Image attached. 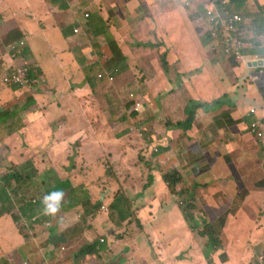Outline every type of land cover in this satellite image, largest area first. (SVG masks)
Returning <instances> with one entry per match:
<instances>
[{"label": "crops", "instance_id": "0c3cea01", "mask_svg": "<svg viewBox=\"0 0 264 264\" xmlns=\"http://www.w3.org/2000/svg\"><path fill=\"white\" fill-rule=\"evenodd\" d=\"M214 4L0 0V72L28 61L38 71L36 78L46 80L45 88L29 90L0 84V175H20L17 185L14 177L7 178L11 187L0 182L5 192L0 264H238L240 255L258 252L259 239L264 255V235L256 234L264 222V158L249 130L264 115V0H229L243 16L236 28L244 42L242 61L225 56L222 43L211 36L206 9ZM21 40L25 58L12 62L8 46ZM139 68L148 81L127 88L126 79L136 77ZM100 72L116 76L115 82L97 80ZM92 78L100 84L96 89L116 90L111 104L126 99L121 135L99 134L93 115L74 102L76 93H97ZM130 93L142 104L139 113L132 110ZM253 108L256 114L250 113ZM189 112L190 123L178 128ZM133 126L155 131L156 138L132 131ZM66 157L80 158L85 169L80 171L81 163L68 166ZM170 172L178 179L175 193L164 180ZM46 176L50 180L44 185ZM52 176L68 182L66 192L80 202L55 216L41 215L42 203L30 206L25 216L39 219L27 223L20 205L17 210L12 203L16 188L22 180H36L48 189ZM99 183L107 190L92 194ZM119 198L118 208L102 210L116 206ZM186 204L193 206L192 221L186 220ZM75 210L79 215L73 216ZM257 214L261 221L253 219ZM250 216L252 227L242 221ZM19 218L20 230L14 225ZM70 218L74 226H66ZM195 222L196 230L190 226ZM250 227L254 246L247 242L241 248ZM207 230L215 236L204 234Z\"/></svg>", "mask_w": 264, "mask_h": 264}, {"label": "rangeland", "instance_id": "374dc122", "mask_svg": "<svg viewBox=\"0 0 264 264\" xmlns=\"http://www.w3.org/2000/svg\"><path fill=\"white\" fill-rule=\"evenodd\" d=\"M95 66H93L94 68ZM101 73V72H100ZM120 73V72H119ZM118 73V74H119ZM96 77V75H95ZM126 77H124L125 79ZM92 81H93V86L95 87L94 89H92L93 91L97 92V93H92V94H89L88 92L86 93H83V92H79V93H76L74 95V102L77 104V105H80L82 107H85L87 108V111L89 113H91L93 115V119L95 121V125L96 127L101 130L102 132H99V134H102L103 133V136L107 137V138H111L112 135H115V136H118V135H121L122 132H124V129H125V122L123 120V118L126 119V114H127V109L125 108V103H126V99H123L119 102L118 105H113L111 104L112 103V94L111 93H115V89L114 88H109V87H103L101 89H96L97 86H100V84H97V82H95V80L92 78ZM126 81L128 82V84L126 85L127 88H131L132 87V84L133 83H143L144 81H148V76H147V73H144V69L143 68H139L138 69V72L136 74V77L134 78H127ZM146 89H147V85L144 86ZM42 88H45V85L42 86ZM106 92H110L109 94H107ZM129 98H130V94H129ZM134 98V97H133ZM135 99V98H134ZM113 101H116V99L113 97ZM110 104V106H109ZM132 104V102H130V105ZM194 105L191 104L189 106V110H191V108L193 107ZM133 110V108H132ZM108 114V118H109V122H106L105 120V116ZM136 125H140L138 121L134 122ZM163 123H168V120L165 119V121ZM180 123H183V122H180ZM178 128H184L186 126H183V125H179L177 126ZM141 133L142 136H148V135H151V134H154L152 139L156 138V132H152L150 131L149 129H147L146 127L143 126V128L141 129ZM133 131V130H132ZM134 131H137V130H134ZM6 147V153H7V144L5 145ZM101 150V149H99ZM97 150V151H99ZM96 152V151H95ZM124 155L127 156L128 155V150L127 151H124ZM25 158L26 160H28V155L26 154L25 155ZM101 160V159H100ZM81 159L80 158H74L72 159L71 161H69L67 159V157L63 160V162L65 164H68V166H72L74 163L75 164H80L81 163ZM105 161L107 162H112V158H107L105 157ZM105 165V169L108 173V176L112 175V169L111 167H109V163H104ZM81 170H84L85 169V164L84 163H81L80 165ZM127 172V166L125 165L124 166V169L122 170L121 174H120V177H125V174ZM20 177V175H18ZM34 179H39L41 178L40 175H34L33 176ZM111 177V176H110ZM56 178H59V176H56ZM22 180V178H21ZM0 182H2L3 184H5L7 186V172L4 171V173H2V175H0ZM60 182H65V181H60ZM27 184L26 188H22L20 189L24 184ZM49 183V180L47 179L46 182H44L43 184H48ZM41 185L38 181L36 180H33L31 182H25L22 180V182L20 183V185L16 188V193H15V199H13V206L18 210L20 208V212L25 221L29 224H36L37 221V216L33 217V218H29V215L28 216H25L26 214L29 213V210H30V206L31 207H37L41 204V200H42V197L49 194V189H47L46 187H44V185ZM98 186H93L91 187V192L92 194L94 195H97L99 191H103V190H107V187L105 185V183H99L97 184ZM73 189L77 190L78 188H74L72 186ZM30 192L29 195H27V193ZM127 191L124 190V192L121 194L120 193V196H121V199H122V203L124 205V211H126V202H127ZM4 191H1L0 190V200L4 199ZM6 194H7V189H6ZM24 196L22 198V200H20L19 198L21 196ZM7 198V197H6ZM88 200H86L84 202L83 200V203H86ZM3 203V200L1 201ZM80 202V199H76V200H72L70 202V204H74V203H78ZM5 203V202H4ZM18 204L20 205L19 208H18ZM120 204V198L119 200L116 201L114 207L112 206H109L107 208V210L111 211L113 210V208H118V205ZM7 205V204H6ZM70 208H73V207H70ZM68 209V208H67ZM83 209V207H82ZM96 209L98 210V206L96 207ZM7 213L8 212V208L7 209H4ZM84 211V210H83ZM41 215H44L43 214V208L41 210ZM76 210L73 211V216L75 215H79L78 213H76ZM184 213H185V216L186 217V220H188V217L191 216L190 215V211L184 206ZM252 215V214H251ZM8 218L10 219V216L8 215ZM79 218V217H78ZM258 218V220H262V215L259 216L257 214V216H255L253 219H256ZM31 219L34 220L33 223L31 222ZM83 219V216H81V218L79 219L80 221ZM189 221V220H188ZM242 221H244L248 226H251L252 225V217H246L244 218ZM74 219L73 218H70V221L69 223L66 225V226H74ZM14 225L20 230L22 229V225H23V221L22 219H18V221H15L14 222ZM260 227L256 229V234L258 233H262L264 235V222H261L259 223ZM192 228H194V230L197 229V223H192V225H190ZM234 224L232 225L230 231L233 232L234 230ZM252 227V226H251ZM251 227L250 229L246 230L245 233L243 234V237H242V242H241V248H244L242 247L243 245L247 244V242H250L251 243V246H254V244H252V240L250 238V234H251ZM203 231V230H201ZM105 240H107L105 237H104ZM263 241V240H262ZM262 241L259 239L256 241L255 243V246H257L258 248V254L256 253L255 255L251 254V255H240V257L237 259L236 263H242V264H246V263H249L250 261H253L255 264H256V260L258 257H260V253H259V249H260V246H262ZM82 247H85V245H82ZM249 248V247H247ZM243 257V258H242ZM253 257V259L251 258ZM245 260L246 263H243L244 261L242 260Z\"/></svg>", "mask_w": 264, "mask_h": 264}, {"label": "built area", "instance_id": "2783aa9c", "mask_svg": "<svg viewBox=\"0 0 264 264\" xmlns=\"http://www.w3.org/2000/svg\"><path fill=\"white\" fill-rule=\"evenodd\" d=\"M228 3L229 0H215V4L206 9V17L212 33L211 36L222 43L223 53L235 61H242L244 58V42L236 33V28L243 21V16L228 6ZM74 32L77 31L74 30ZM25 45V41L21 40L8 46V54L12 62L24 60ZM36 77H38L37 70L27 61L22 64H12L7 70L0 72V84L29 90L43 85L44 80H39ZM97 78L106 79L108 82L115 81L113 75L105 76L99 73ZM130 97L135 100L133 110L139 112L142 106L141 102L138 101L134 93H130ZM251 113H255V109H252ZM250 130L261 144L264 154V116L261 121H254ZM102 209H105V207H102ZM258 262L264 264V255L259 257Z\"/></svg>", "mask_w": 264, "mask_h": 264}, {"label": "trees", "instance_id": "16d2710c", "mask_svg": "<svg viewBox=\"0 0 264 264\" xmlns=\"http://www.w3.org/2000/svg\"><path fill=\"white\" fill-rule=\"evenodd\" d=\"M190 114V117L188 118V120L184 123H180L179 125H183V126H187L189 123H190V120H191V113L189 112ZM263 158H264V155H263ZM8 177H14L16 180H13L14 183L17 185V183L20 181L19 177L16 175V176H13V174H7V178ZM50 180V177L49 176H46V179L43 181V182H46V180ZM52 180H53V183L54 184H50L48 186V189H49V193L51 192H54V191H62L64 193V197H63V200L61 202V206H60V209L61 208H66V206H70V203H68L66 200H69V201H72V199L74 198L72 196V193H69V192H66V191H70L71 190V187L68 186V182H60V180H56V178L54 176H52ZM164 180L165 182L168 183V186L170 188V190L172 191V193H175V190H176V183L178 181V179L175 177V173L174 172H170V173H166L164 175ZM56 181V183H55ZM7 186H10L11 187V182H9V180L7 181ZM184 205V202L183 204ZM185 207L191 212L193 210V206L189 205V204H186ZM30 216H34V214L30 215ZM188 220L189 221H192L193 218L191 216L188 217ZM204 234H207L209 235L210 238H213L215 235V233H213L212 231L210 230H207L206 232H204ZM89 250H94L95 249V246L94 244L89 246L88 247ZM81 254L83 255L84 253V249L80 251Z\"/></svg>", "mask_w": 264, "mask_h": 264}, {"label": "clouds", "instance_id": "9594fccd", "mask_svg": "<svg viewBox=\"0 0 264 264\" xmlns=\"http://www.w3.org/2000/svg\"><path fill=\"white\" fill-rule=\"evenodd\" d=\"M85 15H87V14H85ZM88 16V15H87ZM87 16H85V17H87ZM74 30H76L77 32H78V29L76 28V29H74ZM74 30H73V32H74ZM77 32H74V33H77ZM25 47H26V45H25ZM25 49V48H24ZM222 51H223V49H222ZM224 54V53H223ZM24 55H25V53H24ZM225 55V54H224ZM226 56V55H225ZM228 57V56H227ZM228 58H230V57H228ZM230 59H232V58H230ZM32 66V65H31ZM34 69L35 70H37L35 67H34ZM38 72V71H37ZM97 74H99V73H97ZM97 74H96V79L97 80H101V81H105V82H107V83H110V84H113L114 82H108L106 79H98L97 78ZM101 74H104L105 76H107V75H109V74H106V73H104V72H101ZM115 77V80H116V76H114ZM43 80H44V83H43V85H41V86H44L45 84H46V80L44 79V78H42ZM131 98V97H130ZM138 99V101H139V98H137ZM140 102V101H139ZM135 105V104H134ZM133 109H134V107H133ZM254 109V108H253ZM252 110V109H251ZM251 110H250V113H251ZM134 111V110H133ZM140 112V111H139ZM139 112H135L134 111V113H139ZM252 114H256V110H255V113H252ZM264 116V115H263ZM262 116V117H263ZM261 117V118H262ZM261 118L260 119H257V120H255V121H261ZM254 122V121H253ZM252 122V123H253ZM250 128H251V125H250ZM250 128H249V130H250ZM131 130H137L139 133H141V130L140 129H138V127L137 126H133L132 128H131ZM251 131V130H250ZM251 134L254 136V134L251 132ZM142 135V134H141ZM255 137V136H254ZM256 138V137H255ZM259 142V141H258ZM261 145V144H260ZM156 150V149H155ZM261 152H262V156L264 155L263 154V148H262V146H261ZM63 197H64V193L62 192V191H54V192H51V193H49V194H47V195H45V196H43L42 197V200H41V203L43 204V214H45V215H47V216H55L59 211H60V206H61V202H62V200H63ZM183 204V201H181L180 202V205H182ZM102 207H104V206H102ZM102 210H104V211H107V208L105 207V209H102ZM33 217H35V216H33ZM33 217H31V218H33ZM38 219H39V217L37 216V220H35V221H38ZM33 221L34 220H32L31 219V222L33 223ZM260 256H261V254H259ZM258 260H259V257L257 258V264H259V262H258Z\"/></svg>", "mask_w": 264, "mask_h": 264}]
</instances>
